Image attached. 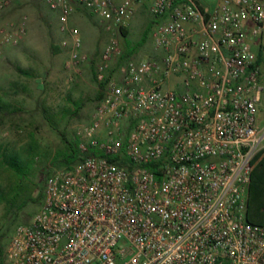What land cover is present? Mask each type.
I'll list each match as a JSON object with an SVG mask.
<instances>
[{
	"label": "built area",
	"instance_id": "obj_1",
	"mask_svg": "<svg viewBox=\"0 0 264 264\" xmlns=\"http://www.w3.org/2000/svg\"><path fill=\"white\" fill-rule=\"evenodd\" d=\"M56 13L70 64L87 60L78 11L102 18L111 38L97 67L106 83L81 131L79 160L49 176L43 204L19 226L8 264H264V226L247 220L254 159L264 0H149L161 59L123 57L119 37L146 0H44ZM15 0H0V13ZM26 18L0 30L17 45ZM181 78L179 89H165ZM178 84V83H177ZM125 159L123 166L115 159Z\"/></svg>",
	"mask_w": 264,
	"mask_h": 264
},
{
	"label": "rangeland",
	"instance_id": "obj_2",
	"mask_svg": "<svg viewBox=\"0 0 264 264\" xmlns=\"http://www.w3.org/2000/svg\"><path fill=\"white\" fill-rule=\"evenodd\" d=\"M24 18L26 32L19 43L0 46V98L9 106L0 110V147L23 160L30 159L31 149L34 153L28 173L22 176L24 188L17 204L0 203V264H8L7 250L17 228L29 225L39 212L46 179L68 167L61 162L68 145L79 146L82 129L92 121L102 91L97 67L111 38L102 18L86 11L75 13L70 26L80 30L87 60L73 67L70 50L61 46L66 35L60 31L58 15L45 1L15 0L0 13V30L13 31ZM155 21L147 10L143 21L129 25L128 35L119 37L123 57L112 59L106 76L119 77L121 66L129 60L163 57L154 42L155 29H146ZM260 49L263 91L257 116L264 129V30L255 53ZM180 80L173 77L165 89L178 90ZM15 183L12 172L0 166V187L9 191Z\"/></svg>",
	"mask_w": 264,
	"mask_h": 264
},
{
	"label": "trees",
	"instance_id": "obj_3",
	"mask_svg": "<svg viewBox=\"0 0 264 264\" xmlns=\"http://www.w3.org/2000/svg\"><path fill=\"white\" fill-rule=\"evenodd\" d=\"M149 30V29H148ZM148 30L144 33L143 42L146 41L148 37ZM127 29L123 30V36H127ZM133 52V51H129ZM262 50L260 49L259 54H257V63L261 65L262 60ZM106 83H100L101 86V99L104 97V89ZM9 106L3 103L0 98V110L7 109ZM34 149L29 152L30 159L33 157ZM80 151L77 144H69L64 156L63 164L71 167L79 160ZM28 160H23L17 153L8 152L0 147V166H6V169L11 171L16 177L17 183L13 185L9 191H5L0 187V203L5 202L8 206H15L21 195V190L24 186L21 183L22 176L28 173L29 162ZM114 161L119 162L121 165H128L125 159H115ZM254 170L251 175V183L248 191V211L247 220L251 224L264 226V150L259 152L254 159ZM27 172V173H26Z\"/></svg>",
	"mask_w": 264,
	"mask_h": 264
},
{
	"label": "crops",
	"instance_id": "obj_4",
	"mask_svg": "<svg viewBox=\"0 0 264 264\" xmlns=\"http://www.w3.org/2000/svg\"><path fill=\"white\" fill-rule=\"evenodd\" d=\"M197 1L205 11H211L215 7L218 0H197ZM150 4H151L150 1L146 0L143 3L136 5V17L133 19L131 24L143 21V17L146 14L147 10L150 11ZM159 22L160 21L156 19L155 22L149 23L146 29H149L151 26L153 27V29H155L156 25L159 24ZM177 83L179 84V82Z\"/></svg>",
	"mask_w": 264,
	"mask_h": 264
}]
</instances>
